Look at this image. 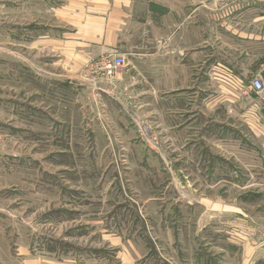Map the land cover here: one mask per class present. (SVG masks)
I'll return each mask as SVG.
<instances>
[{"label": "rangeland", "instance_id": "374dc122", "mask_svg": "<svg viewBox=\"0 0 264 264\" xmlns=\"http://www.w3.org/2000/svg\"><path fill=\"white\" fill-rule=\"evenodd\" d=\"M6 3L2 263L24 264L30 250L31 264H264V105L249 88L253 77L264 78L257 63L264 56V15L257 16L264 0L246 1L239 41L225 32L221 13L213 17L214 106L176 118L155 109V75L150 110L141 111L102 99L98 77L82 74L99 71L97 64L75 63L74 42L63 54L55 46H25L26 35L19 44L16 20L20 13L28 25V1L16 10ZM44 5H35L37 32ZM241 50L238 79H223L224 57ZM41 59L49 61L37 65ZM146 66L155 73V64ZM233 89L246 94L223 102Z\"/></svg>", "mask_w": 264, "mask_h": 264}, {"label": "crops", "instance_id": "0c3cea01", "mask_svg": "<svg viewBox=\"0 0 264 264\" xmlns=\"http://www.w3.org/2000/svg\"><path fill=\"white\" fill-rule=\"evenodd\" d=\"M7 1L12 2L14 10L21 6L22 1H28L30 15L28 25L21 24L20 13L18 21L16 20L18 24L16 40H19V44L21 35L23 37L26 35L25 46L39 49L44 46L46 48L55 46L59 47L60 53L63 54V50L67 53L70 42H74L73 46L79 52L72 58L81 67L97 64L106 55L122 54L126 57L128 66L114 79L105 78L102 71H93L92 67L91 71L82 70L83 76L87 73L98 77L95 84L101 86L99 88L104 101L111 102V99H114L123 106L126 104L141 111L150 110L148 95L155 92L156 111L166 117L172 114L173 118H176L178 113L211 111L214 106L213 17L221 13L225 17L221 20L225 32L232 33V37L239 41V38H245L243 17L250 6L249 3L246 5V1H253V4L256 1L260 2V0H44L46 10L43 13V20L39 19V23H43L39 25L42 26L40 28L42 32H37L36 24L33 23L38 22L35 7L38 0H2L0 5L5 7L8 5ZM33 8H36L34 12L31 10ZM257 14L258 17L264 15L261 12ZM256 22H259V19ZM70 37L74 41H71ZM254 38L259 40V36ZM224 44L225 48L229 47L227 41ZM244 56L245 51L241 50L237 57H224L221 69L223 79H238L237 74L241 69L239 66ZM261 59H257L260 67L264 66ZM41 60L43 61H36V64L49 61ZM65 62L68 64L70 58L65 59ZM149 64H155V73L151 71L153 69L147 68L146 65ZM81 67H77L75 74L79 73ZM154 75L156 91L150 93V81L153 79L151 76ZM245 94L234 92V89L228 90L224 93L223 102H235ZM20 250L18 248L16 253L18 256L23 254ZM1 252L4 251L0 245ZM30 258L29 250L28 257L22 262L31 264ZM0 264H3L1 258Z\"/></svg>", "mask_w": 264, "mask_h": 264}, {"label": "built area", "instance_id": "2783aa9c", "mask_svg": "<svg viewBox=\"0 0 264 264\" xmlns=\"http://www.w3.org/2000/svg\"><path fill=\"white\" fill-rule=\"evenodd\" d=\"M128 66L127 59L122 54L106 55L97 62V68L101 70L107 79H114L116 75L123 72ZM251 91L255 92L259 102L264 105V78L256 76L249 84Z\"/></svg>", "mask_w": 264, "mask_h": 264}, {"label": "trees", "instance_id": "16d2710c", "mask_svg": "<svg viewBox=\"0 0 264 264\" xmlns=\"http://www.w3.org/2000/svg\"><path fill=\"white\" fill-rule=\"evenodd\" d=\"M261 61H262L261 63H263V62H264V56L262 57Z\"/></svg>", "mask_w": 264, "mask_h": 264}]
</instances>
